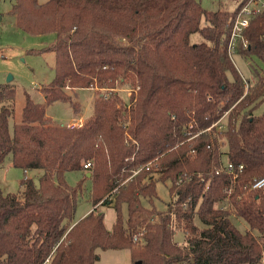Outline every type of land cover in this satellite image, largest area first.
Instances as JSON below:
<instances>
[{
    "label": "trees",
    "instance_id": "obj_1",
    "mask_svg": "<svg viewBox=\"0 0 264 264\" xmlns=\"http://www.w3.org/2000/svg\"><path fill=\"white\" fill-rule=\"evenodd\" d=\"M245 1L209 10L200 0H16L20 29L55 33L27 51H53L55 76L43 103L26 95L12 130L16 88L0 84V167L10 155L14 167L42 172L18 193L0 185V264H97L99 249L126 248L134 264H264V187H251L264 177V74L245 80L228 51ZM194 33L203 40L193 44ZM245 36L237 52L264 62V10ZM120 87L131 89L128 102ZM82 88L100 90L92 115L74 129L55 123L47 107ZM225 115L224 130H208ZM69 171L91 173L93 205L115 207L112 230L96 208L74 220L82 183L70 186ZM159 181H171L163 211Z\"/></svg>",
    "mask_w": 264,
    "mask_h": 264
},
{
    "label": "rangeland",
    "instance_id": "obj_2",
    "mask_svg": "<svg viewBox=\"0 0 264 264\" xmlns=\"http://www.w3.org/2000/svg\"><path fill=\"white\" fill-rule=\"evenodd\" d=\"M48 0H39L44 3ZM204 8L209 10L235 9L242 0H200ZM16 0H0V84L11 83L16 88V98L14 104V115L10 119V128L12 130L15 122H20L23 115V107L26 101V95L29 94L36 102H44V94L41 89L47 86L55 76V53L42 52L38 54L28 53L30 49H42L50 45L55 40V33H45L33 35L27 33L17 26L16 16L10 13V10ZM203 40L200 33L191 35V42L196 44ZM234 63L240 73L248 81L254 82L257 73L264 74V62L256 56H242L236 52L233 56ZM12 76L10 82L8 79ZM120 94L124 99H128L129 87H120ZM72 96V101H55L47 107V115L55 123L66 125L73 119L83 116L88 119L93 113V101L96 92L100 90L93 88H82L68 91ZM75 102V104H73ZM80 111V113H77ZM264 111V102L257 114ZM222 122L226 124L228 116L225 115ZM11 156H7L4 164L0 167V185L5 193H18L22 190V180L26 178L25 170L11 166ZM9 170V171H8ZM41 170H28V177L39 181ZM66 181L76 187L82 183V191L78 196L77 210L74 220L78 221L85 217L91 210L97 209L105 214L104 222L109 230H112L116 221V210L113 205H93L91 201V192L93 188L92 180L86 177L84 171H69L66 173ZM171 181H159L156 186L157 196L154 198V206L157 210L167 209L172 200L170 193ZM148 207L153 205L144 200ZM122 214L127 218V206H123ZM235 225L245 230L248 224L245 220L237 216L231 217ZM196 222L201 224L198 218ZM176 239L183 242L184 233L178 230ZM48 264V263H46ZM97 264H134L132 252L130 249H108L98 250Z\"/></svg>",
    "mask_w": 264,
    "mask_h": 264
},
{
    "label": "built area",
    "instance_id": "obj_3",
    "mask_svg": "<svg viewBox=\"0 0 264 264\" xmlns=\"http://www.w3.org/2000/svg\"><path fill=\"white\" fill-rule=\"evenodd\" d=\"M264 10V0H246L242 7L240 8L238 14L236 15L235 22L232 28V33L231 37L229 40L228 44V51L233 59L234 54L237 52L238 48L240 46L246 47L249 43L248 39L245 36V31L250 25L251 20L253 17L261 13ZM246 80V79H245ZM248 86V83H247ZM95 90V89H94ZM129 96L131 94V89L129 88L128 90ZM129 96L128 99L126 100L127 102L129 101ZM85 123V119L83 116L79 117L78 119H73L72 121L68 122L66 124L67 127L74 129L81 127ZM212 128H215L217 132L222 131L225 129V124L222 122V119L219 121L213 123L212 126L208 128V130H211ZM129 138H132L131 135H129ZM92 166V162L88 161L85 162L84 168L88 169ZM243 166H239V170H242ZM226 170L231 176L235 179L237 177V173L235 172V165L232 163H227L225 166L222 167V170ZM27 173V171H25ZM139 170H135L134 173L137 174ZM25 173V174H26ZM26 177L27 174H26ZM252 189H259L264 187V177L255 179L253 183L251 184ZM187 204V203H186ZM141 235L143 233L135 234L133 239L135 241L139 240Z\"/></svg>",
    "mask_w": 264,
    "mask_h": 264
},
{
    "label": "water",
    "instance_id": "obj_4",
    "mask_svg": "<svg viewBox=\"0 0 264 264\" xmlns=\"http://www.w3.org/2000/svg\"><path fill=\"white\" fill-rule=\"evenodd\" d=\"M1 19V18H0ZM11 79H12V76L10 75V77H9V79H8V82H10L11 81ZM89 177L91 176V173L90 172H88V174H87Z\"/></svg>",
    "mask_w": 264,
    "mask_h": 264
},
{
    "label": "crops",
    "instance_id": "obj_5",
    "mask_svg": "<svg viewBox=\"0 0 264 264\" xmlns=\"http://www.w3.org/2000/svg\"><path fill=\"white\" fill-rule=\"evenodd\" d=\"M77 113H80V111H77ZM75 119H76V118H75ZM84 119H85V118H84ZM55 122H56V121H55ZM62 125H64V124H62ZM10 165L13 166V163H11ZM8 171H9V170H8ZM25 173H26V172H25ZM26 174H27V176H28V171H27ZM26 174H25V176H26Z\"/></svg>",
    "mask_w": 264,
    "mask_h": 264
}]
</instances>
